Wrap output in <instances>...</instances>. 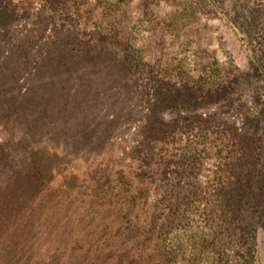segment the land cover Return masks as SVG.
Here are the masks:
<instances>
[{
  "label": "rangeland",
  "instance_id": "obj_1",
  "mask_svg": "<svg viewBox=\"0 0 264 264\" xmlns=\"http://www.w3.org/2000/svg\"><path fill=\"white\" fill-rule=\"evenodd\" d=\"M121 2L110 12L90 0L80 24L66 16L74 0L50 19L37 18V0H0V112L23 101L29 112L15 127L0 122V147H20L27 128L33 143L55 139L61 164L52 178L83 186L122 167L130 178L148 171L138 155L146 147L151 163L167 153L187 158L193 178L175 176L168 163L146 174L160 183L174 176L183 192L196 185L202 205L218 202L235 222L216 249L242 256L255 234L252 264H264V36L242 31L251 15L233 0ZM207 76L223 82L212 92L193 85ZM199 227L181 230L179 264L192 263L185 258L196 243L187 234ZM203 255L195 262L217 264Z\"/></svg>",
  "mask_w": 264,
  "mask_h": 264
},
{
  "label": "trees",
  "instance_id": "obj_2",
  "mask_svg": "<svg viewBox=\"0 0 264 264\" xmlns=\"http://www.w3.org/2000/svg\"><path fill=\"white\" fill-rule=\"evenodd\" d=\"M37 1V18L50 13L58 16L67 9L66 0ZM89 1L74 0L71 15L68 9L66 11L68 20L83 24L86 18L81 8ZM97 1L106 11H113L123 0ZM233 1L251 15V22L243 25L242 31L258 29L256 33L263 37L264 0ZM259 17L262 21L254 23ZM93 25L101 28L102 24L94 22ZM106 36L116 37L114 32ZM201 79L193 85L210 92L223 82L208 76ZM25 104L23 101L17 105V110L10 108L3 114L0 112V122L12 123L15 127L19 120H29ZM7 114L13 115L12 118H6ZM18 140L22 141L20 147L13 151L0 147V264H179L182 261L179 254L185 252L180 243L181 230L194 224L199 227L201 222L204 226H200L198 232L187 234L189 240L196 243L194 252L190 251L185 258L191 260L190 264H199L195 261L205 259L208 255L204 253L215 255L217 264H229L231 257L232 264H237L240 257H244L246 264L253 263L250 251L255 234L242 256L230 257L216 249L219 234L231 237L228 224L235 223L218 202L212 205L207 199L202 205L192 190L196 185L183 192L174 176L160 183L146 174L168 163L167 170L172 164L175 166L178 174L175 176L184 173L193 178L194 164L185 162L187 158L174 161L167 159V153L151 163L152 148L146 147L138 155H142L145 163L149 162L148 171L130 178L122 174L125 172L122 167L117 177L95 179L84 187L74 184L69 177L52 178L53 173H57L54 169L61 164L58 160L61 147L55 139L33 143L27 128ZM219 183L211 182L208 187ZM138 203L143 204V210L137 208ZM211 224L217 229L212 230ZM243 238H247L244 233L239 240ZM78 244L82 246L74 256L72 248Z\"/></svg>",
  "mask_w": 264,
  "mask_h": 264
}]
</instances>
